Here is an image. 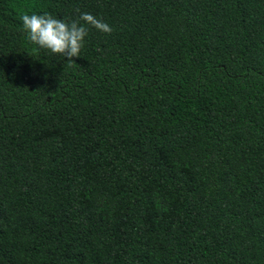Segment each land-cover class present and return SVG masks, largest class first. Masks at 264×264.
<instances>
[{"label":"trees","instance_id":"16d2710c","mask_svg":"<svg viewBox=\"0 0 264 264\" xmlns=\"http://www.w3.org/2000/svg\"><path fill=\"white\" fill-rule=\"evenodd\" d=\"M0 264H264V0H0Z\"/></svg>","mask_w":264,"mask_h":264},{"label":"clouds","instance_id":"9594fccd","mask_svg":"<svg viewBox=\"0 0 264 264\" xmlns=\"http://www.w3.org/2000/svg\"><path fill=\"white\" fill-rule=\"evenodd\" d=\"M26 39L35 51L46 50L48 53L67 59V65L75 64L79 58L89 27L100 33L111 34L112 27L102 19L90 13H81L78 19L66 21L50 13L28 14L20 17Z\"/></svg>","mask_w":264,"mask_h":264}]
</instances>
